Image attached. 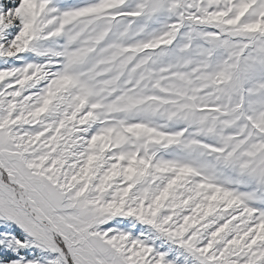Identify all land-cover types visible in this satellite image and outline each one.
I'll return each mask as SVG.
<instances>
[{
	"label": "snow or ice",
	"instance_id": "1",
	"mask_svg": "<svg viewBox=\"0 0 264 264\" xmlns=\"http://www.w3.org/2000/svg\"><path fill=\"white\" fill-rule=\"evenodd\" d=\"M0 264H264V0H0Z\"/></svg>",
	"mask_w": 264,
	"mask_h": 264
}]
</instances>
